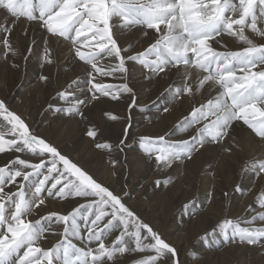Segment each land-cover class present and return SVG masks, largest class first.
Segmentation results:
<instances>
[{
	"label": "snow or ice",
	"instance_id": "1",
	"mask_svg": "<svg viewBox=\"0 0 264 264\" xmlns=\"http://www.w3.org/2000/svg\"><path fill=\"white\" fill-rule=\"evenodd\" d=\"M0 13L5 64L20 55L11 36L21 23L45 31L44 64L55 63L49 39L65 42L72 59L82 62L86 79L56 87L65 105L56 113L83 119L84 109L101 97L129 96L130 108L135 107L137 96L128 81L139 65L150 81L170 80L152 102L161 112L188 104L182 119L162 135L138 137L158 170L186 169L198 155L216 149L229 158L242 157V176L264 178V0H0ZM137 30L153 34L142 51L119 39ZM22 31L27 36L28 28ZM224 36L243 47L230 50ZM100 77L123 82L104 83ZM40 79L49 82L48 76ZM245 126L247 139L238 132ZM130 128V123L124 127L120 145ZM97 134L95 128L87 131L94 141ZM96 147L113 150L99 141ZM257 148L259 156L244 155ZM16 153L0 165V264H128L133 254H140L134 264H180L176 247L127 204L123 188L98 180L0 98V154ZM109 163L115 168L118 161ZM172 184L171 175L155 181L157 188ZM234 191L246 195L252 188L237 184ZM213 198L209 192V203ZM49 200L67 201L70 209L45 212ZM196 204L190 200L182 212L194 217ZM255 204L248 205L247 215L222 218L199 239L215 245L220 237L226 246L264 249V184Z\"/></svg>",
	"mask_w": 264,
	"mask_h": 264
},
{
	"label": "bare ground",
	"instance_id": "2",
	"mask_svg": "<svg viewBox=\"0 0 264 264\" xmlns=\"http://www.w3.org/2000/svg\"><path fill=\"white\" fill-rule=\"evenodd\" d=\"M2 16L3 14L0 13V18ZM25 27L28 28L27 36L22 31ZM45 38L44 31L35 24L29 26L21 23L13 30L11 39L16 42L20 55L7 64L0 61V98H6L14 110L28 118L27 122L34 129L46 135L63 153L83 164L98 180L115 187L118 191L123 188L125 194L130 192L125 200L177 248L181 264H235L236 261L238 264H264V249L259 246L255 248L233 246L225 248L221 253L212 250L208 253L202 248L206 241L199 240V237L215 225L220 218L240 217L248 205H253L257 189L260 184H264V178L254 179L252 175H246L242 181V187L252 188L250 193L242 197H236L234 194L235 196L230 199L231 203L226 206L224 201L218 198L224 191H231L239 182L241 156L229 158L216 149H209L198 155L195 163H189L186 169L174 168L169 172L174 179V184L168 188L161 186L158 191L155 190L154 181L160 175H157L153 165L145 160L146 158L143 159V155L136 153V146L132 144L134 137L142 134L162 135L186 114L187 103L180 108H177L175 104L170 105L171 114L161 112L159 107L152 103L170 80L166 78L150 81L145 78L144 72L138 69L134 71L130 81L137 95V105L131 111L133 123L129 130L130 135L124 143L123 152H120L116 149V144L119 143L127 122L124 118L131 98L128 97L127 101L121 100L114 103L104 99L92 102L84 109L85 118L83 119L66 118L52 113L50 107L57 105L58 100L55 96L56 87L59 86L62 89L77 77L84 80L85 71L81 64L72 59L67 44L55 39H49L47 45L52 49L55 63L44 64L41 57L45 47ZM119 39L122 45H132L135 51H140L153 40V35L150 32L148 36H145L137 30L125 33ZM225 41L234 44L232 39ZM235 45L233 47L237 46ZM29 46L32 47L31 53L27 52ZM12 63L18 64L19 67L13 68ZM42 75L48 76L49 82L42 81L40 79ZM176 79H178L176 76L171 77V80ZM145 105L148 106L145 111L138 110ZM106 112L118 114L122 118L120 121H111L106 117ZM146 115L149 116L148 120H145ZM95 127L98 130L96 141L91 140L87 135L88 129ZM238 132L245 139L248 138V132L245 130L238 129ZM97 141L101 143L110 141L111 144L114 142L115 148L111 152L104 149L99 150L96 148ZM260 154L261 150L257 148L255 151L247 150L244 155L251 157ZM10 155L15 154L0 157V165ZM112 160L118 161L115 168L109 163ZM209 165L212 167L210 168ZM213 171L215 172L214 177L210 174ZM197 191L201 193L198 203L204 206L200 210L196 206L194 211L198 214L188 219H183L182 216L185 214L172 218V215L181 211V205L193 199ZM211 191L214 198L210 204L205 206L204 197ZM69 209V202L60 203L49 200L48 207L44 211L63 212ZM190 250L194 252H189ZM260 252H262L261 255ZM139 255H130L128 264L135 262Z\"/></svg>",
	"mask_w": 264,
	"mask_h": 264
},
{
	"label": "rangeland",
	"instance_id": "3",
	"mask_svg": "<svg viewBox=\"0 0 264 264\" xmlns=\"http://www.w3.org/2000/svg\"><path fill=\"white\" fill-rule=\"evenodd\" d=\"M43 30V29H42ZM44 31V30H43ZM44 33H45V31H44ZM46 34V33H45ZM249 35H251V33H248ZM153 35V34H152ZM232 39V41H234V44H231V43H228V42H226L225 40H231ZM223 40H224V42H225V44L227 45V47L230 49V50H239L241 47H243V45H241L240 43H238V42H236L235 40H234V38H230V37H227V36H224L223 37ZM152 42V41H151ZM150 42V43H151ZM259 42V41H258ZM232 46H231V45ZM237 46H236V45ZM236 46V47H233V46ZM148 45H146L145 47H147ZM219 45H217V47H218ZM144 47V48H145ZM219 48V47H218ZM234 48V49H233ZM143 50V49H142ZM142 50H140V51H142ZM79 64H81L82 65V62H79L78 60H76ZM136 69H138L140 72H141V70H140V66L139 65H137L136 66ZM143 73V72H142ZM143 74H145V76H146V73L144 72ZM106 78V79H105ZM100 77L99 79H104L105 81H103L104 83H111V84H119V83H122L123 81H121V80H119V79H114V78H112V77ZM84 79H86V73H85V77H84ZM131 79V78H130ZM130 79H129V85L132 87V85H131V81H130ZM115 82V83H114ZM82 86L84 87V85L82 84ZM146 92H147V89L145 90ZM148 91H150V89L148 90ZM8 92V91H7ZM135 92V91H134ZM56 96V95H55ZM137 96V95H136ZM128 97L129 96H124V98L122 99L123 101L124 100H128ZM58 98V97H57ZM127 98V99H126ZM105 100V101H107V102H112V103H114L115 101H111L109 98H107V97H101V99L100 100ZM99 101V100H98ZM93 102H97V101H93ZM130 103H131V99L129 100V103H128V107H127V111H126V113H125V118L124 119H126L127 120V122H126V124H128V123H130L131 125H132V123H133V115L131 114V111L135 108V107H131L130 108ZM63 106H65L64 105V102L62 101V100H60L59 98H58V100H57V105H52L51 107H50V110H52V113H54V114H58V113H56L55 111H54V109L56 108V107H63ZM142 108V107H141ZM138 110H140V108H138ZM187 112V109H186V111H185V113ZM61 116H64V117H66V118H70V117H68V116H66V115H63V114H60ZM114 115H118V114H115L114 113ZM149 115V114H148ZM148 115H146V117H145V120H148ZM106 117H107V115H106ZM119 117H121L120 115H119ZM72 118V117H71ZM75 118H77V119H81V117H79V116H76ZM122 118V117H121ZM180 119H182V117L180 118ZM27 120H28V118H27ZM121 119H119L118 121H120ZM176 123V122H175ZM174 123V124H175ZM126 126V125H125ZM132 127V126H131ZM95 129H96V127H95ZM97 130V129H96ZM243 130H245L246 132H250V130H247L246 129V126L243 128ZM97 133H98V130H97ZM179 135V134H178ZM253 136H254V134H252ZM89 137V136H88ZM138 137L139 136H136V137H134L133 138V143L132 144H134L133 146L135 147V150H136V153L138 154V155H143L142 157H143V159H145V160H147L149 163H151L152 165H153V168H154V171H156L157 172V175H160V176H157V180L159 179V180H164V179H166L168 176H169V172H171L174 168H172V169H169V170H166V171H164V173H163V171H161L160 172V170H155V169H157V168H155V165H154V163L151 161V160H149V158L143 153V151H142V149L140 148V146H139V143L138 142H136V141H138ZM90 138V137H89ZM121 139H122V137H121ZM120 139V140H121ZM128 139V138H127ZM127 139H126V141H127ZM258 139V138H257ZM91 140H93L92 138H91ZM125 141V142H126ZM103 143H110L111 144V142L110 141H105V142H103ZM114 142H112V144L111 145H113V149L115 148V143L113 144ZM123 146L124 145H120V141H119V143L118 144H116V149L118 150V151H120V152H123ZM97 148V147H96ZM98 149V148H97ZM122 149V150H121ZM99 150H102V149H99ZM15 155H20L19 153H16ZM5 156H7V154H0V157H5ZM162 173V174H161ZM239 177H241L240 179H239V182L237 183V184H240L241 186H242V181H243V179H244V177L247 175H250V174H245V175H241L240 173H239ZM167 176V177H166ZM156 181V180H155ZM154 181V182H155ZM237 184H235L234 185V187L237 185ZM234 187L232 188V190L231 191H224L223 193H222V196H218V198H220V199H222L223 201H224V204H225V206L227 205V204H230L231 203V198H233L235 195H236V197H242V196H245V195H241V194H239V193H236L235 191H234ZM244 188V187H243ZM161 189V187H159V188H157L156 186H155V190H160ZM225 192H228L229 193V196L228 197H225L224 196V193ZM197 194H194V197H193V199H195V200H197V204H196V206H198V210H200V209H202L204 206L203 205H200L199 203H198V201L201 199V197L199 198V196H201L200 194V192H196ZM211 193L213 194V192L211 191ZM235 194V195H234ZM130 195V192H128L127 194H126V196H124V199H126V197L127 196H129ZM204 195H206L205 193H204ZM238 195V196H237ZM257 195V194H256ZM256 195L254 196V201H253V207L255 208V207H257V205L255 204V197H256ZM198 196V197H197ZM204 199H205V201L203 202V204L206 206L207 204H210L209 203V194L207 195V196H205L204 197ZM126 201V200H125ZM212 201V200H211ZM65 202H67V201H60V203H65ZM127 202V201H126ZM187 203V202H186ZM127 204L131 207V205L127 202ZM185 204V203H184ZM183 204V205H184ZM182 206V205H181ZM132 208V207H131ZM181 209V211H178V212H176L175 214H174V216L172 215V218H178L179 216H181L182 214H185V215H183L182 217H183V219H188L189 217H190V215L188 214V213H183L182 212V208H180ZM179 209V210H180ZM246 213V211L242 214V215H247V213ZM225 217H227V216H225ZM229 218H233V217H231V216H228ZM222 218H224V217H222ZM222 218H220L219 220H221ZM182 219V218H181ZM233 219H235V218H233ZM218 220V221H219ZM217 221V222H218ZM181 222V221H180ZM179 222V223H180ZM216 222V223H217ZM152 225V224H151ZM155 229V228H154ZM156 230V229H155ZM158 231V230H157ZM160 234H161V232L160 231H158ZM162 235V234H161ZM162 237L166 240V241H168L169 243H171L169 240H167L163 235H162ZM113 239H114V237H113ZM200 240V239H199ZM202 241V240H201ZM202 242H204V241H202ZM202 244V243H201ZM204 247H202L204 250H206L208 253L209 252H211V250L212 251H215V252H218V253H221V252H223L224 250H225V248H229V247H233V246H238V247H244V248H255V247H249V246H247V245H230V246H226V245H224L223 244V242H222V238H220V237H218L217 238V241H216V244L215 245H212L211 243H209V242H205L204 243V245H203ZM258 247V246H257ZM177 249V248H176ZM178 251V250H177ZM189 252H194V250H190ZM261 253L262 252H260L259 254L261 255ZM178 257H179V260H180V264H181V257H180V254H179V252H178ZM241 263V262H240ZM129 264H134V262L133 263H129ZM235 264H238V261H236L235 262Z\"/></svg>",
	"mask_w": 264,
	"mask_h": 264
}]
</instances>
